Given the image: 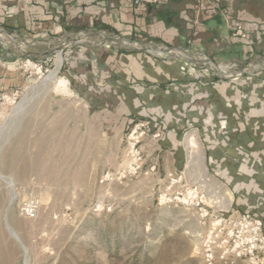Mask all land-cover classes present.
<instances>
[{
    "label": "crops",
    "instance_id": "1",
    "mask_svg": "<svg viewBox=\"0 0 264 264\" xmlns=\"http://www.w3.org/2000/svg\"><path fill=\"white\" fill-rule=\"evenodd\" d=\"M236 25L244 36L235 35ZM0 26L29 40L49 41L37 49L2 35L13 51L0 54V92L21 90L29 81L18 67V52H41L67 33L93 29L189 45L197 59L208 55L228 72L224 61H242L241 68L248 60L247 66L264 63V0H165L145 7L132 0H0ZM88 39L92 46L76 42L66 48L67 63L80 73L75 88L91 116L99 118L102 135L123 137L139 120L161 132L146 138L140 175L162 186L173 179L176 185H198L211 208L264 219V69L222 79L185 67L189 60L181 59L182 53L177 54L181 61L161 60L148 51L125 50L121 43L96 47L99 39ZM87 124L91 131L92 123ZM66 125L68 140H75L76 120Z\"/></svg>",
    "mask_w": 264,
    "mask_h": 264
},
{
    "label": "rangeland",
    "instance_id": "2",
    "mask_svg": "<svg viewBox=\"0 0 264 264\" xmlns=\"http://www.w3.org/2000/svg\"><path fill=\"white\" fill-rule=\"evenodd\" d=\"M67 50L58 71L67 82L64 90L41 85L56 68L58 53H52L39 57L42 71L22 69L29 81L14 103L0 102V172L5 177L0 176V264H25L27 255L28 264H247L243 259L209 262L202 247L212 217L204 222L196 207L160 202L167 188L174 199L192 183L162 186L144 175L104 180L125 165L131 129L123 137L102 135L99 118L91 116L75 88L80 73L67 63ZM0 51H13L1 37ZM161 56L157 58L180 60ZM241 62L222 63L231 71L241 68ZM202 63L204 69L213 68L211 62ZM36 86L30 104L17 113L28 88ZM68 119L76 120L75 140H68ZM87 123H92L91 131ZM32 198L38 211L27 218L21 207ZM217 211L227 213L215 206L210 213Z\"/></svg>",
    "mask_w": 264,
    "mask_h": 264
},
{
    "label": "built area",
    "instance_id": "3",
    "mask_svg": "<svg viewBox=\"0 0 264 264\" xmlns=\"http://www.w3.org/2000/svg\"><path fill=\"white\" fill-rule=\"evenodd\" d=\"M165 0H132L134 6L145 7L152 4H161ZM235 35L244 36V30L240 25L235 27ZM18 67L23 70L36 69L42 71V65L34 57H24L19 59ZM200 71H206L202 68ZM21 95L20 89L5 90L0 92V102L7 101L14 103ZM160 131H153L151 124L147 120H139L131 128L127 135L128 159L125 165L115 172H109L104 180H129L138 177L144 164V153L141 143L147 138H159ZM175 179L170 185L175 184ZM167 188L160 195L161 203L183 204L199 210L200 218L205 220L212 217L211 230L202 247L207 256V260L212 262L222 260L235 262L243 259L247 264H264V219L248 211L236 210L222 214L220 212L210 213L211 206L208 203V196L205 190L198 185L187 186L182 191L171 197L172 192ZM210 202L212 200H209ZM38 201L32 198L21 207V213L27 218H33L37 214Z\"/></svg>",
    "mask_w": 264,
    "mask_h": 264
},
{
    "label": "water",
    "instance_id": "4",
    "mask_svg": "<svg viewBox=\"0 0 264 264\" xmlns=\"http://www.w3.org/2000/svg\"><path fill=\"white\" fill-rule=\"evenodd\" d=\"M1 32H6L8 33L12 38H19L22 42H24L27 45H34V48L39 49V43H48V40H38V39H26L23 35L21 34H16L13 32H9L8 30L4 28H0V33ZM1 37V36H0ZM90 37H97L99 39V42L94 44L96 47H101L105 46L107 48H111L115 46L116 43H121L122 45H125L123 49L125 50H142V51H148L150 53H153L155 55H158V57H164L161 55H166L165 57L171 58V57H179L177 54L182 53L184 54L181 59L187 62V60H191L193 64V69L194 71L198 69V67L201 65L202 61L204 60H199L197 59L196 53H193L190 50L189 45H179V46H169V45H164V44H158L157 42L154 41H149V42H143V41H138L135 39H132L131 37H125L121 36L119 34H109L107 32H102L96 29L93 30H88L84 32H79V33H67L61 37L56 38L58 41V45L55 47L51 48L50 45H45L44 48H40L41 52H36L32 49L28 50L26 54L21 55L20 57H46L52 53H61L63 55L64 50L69 47L72 43L76 42H82L87 40ZM2 38V37H1ZM4 39V38H2ZM5 40V39H4ZM5 45L10 48L11 43L5 40ZM13 49V48H12ZM1 53V51H0ZM180 58V57H179ZM209 58V57H208ZM187 59V60H186ZM209 62L212 63L213 68H206L207 73L214 72L217 74L220 78L222 79H230V80H237L239 77H242L246 74L253 73L255 71H258L260 69H264V63L257 64L256 66H247L249 64V60L244 63V67L240 68L239 70H234V71H226L219 64H217L215 61H213L211 58L208 59ZM189 65L185 63V67H188ZM247 66V67H246ZM10 230V229H9ZM20 241V239L18 238Z\"/></svg>",
    "mask_w": 264,
    "mask_h": 264
},
{
    "label": "bare ground",
    "instance_id": "5",
    "mask_svg": "<svg viewBox=\"0 0 264 264\" xmlns=\"http://www.w3.org/2000/svg\"><path fill=\"white\" fill-rule=\"evenodd\" d=\"M8 36V37H11L8 33L6 32H1L0 33V36L3 37V36ZM206 63L209 62V60L207 58H204L203 59ZM63 62V56L61 55V53L59 52L57 54V62H56V68L53 70H51L49 72V74L43 78V80L41 81V85H44V86H47V85H51V88L52 89H61V90H64L66 87H67V82L64 78L62 77H59L58 76V71H59V68L61 66ZM221 68L225 69V66H221ZM52 83V84H51ZM40 85V86H41ZM37 87L39 86H36V87H29L26 94L24 95L23 99L21 100V102L19 103V105L17 106L16 108V112L19 113L21 112L22 110L24 111V109L28 106V104H30V102L32 101L31 99L34 97L35 95V92L37 91ZM34 88V89H33ZM22 111V112H23ZM16 116V115H15ZM190 144L193 146L194 145V142L193 140L190 141ZM0 176L4 177L3 174H1L0 172ZM5 178V177H4ZM7 178V177H6ZM9 179V177L7 178ZM13 180V179H12ZM11 181V179L9 180ZM14 182V181H13ZM12 186H13V183H11ZM11 186V185H10ZM12 204V200L9 202V205ZM13 235H16V232L11 230ZM19 237H17L18 239ZM25 264H28V255L25 259Z\"/></svg>",
    "mask_w": 264,
    "mask_h": 264
}]
</instances>
